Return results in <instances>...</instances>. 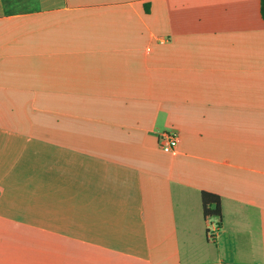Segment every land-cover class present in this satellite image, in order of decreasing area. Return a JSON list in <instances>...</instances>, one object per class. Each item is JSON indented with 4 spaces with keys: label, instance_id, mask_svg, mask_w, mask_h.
I'll return each instance as SVG.
<instances>
[{
    "label": "crops",
    "instance_id": "0c3cea01",
    "mask_svg": "<svg viewBox=\"0 0 264 264\" xmlns=\"http://www.w3.org/2000/svg\"><path fill=\"white\" fill-rule=\"evenodd\" d=\"M0 264H264L261 0H0Z\"/></svg>",
    "mask_w": 264,
    "mask_h": 264
},
{
    "label": "trees",
    "instance_id": "16d2710c",
    "mask_svg": "<svg viewBox=\"0 0 264 264\" xmlns=\"http://www.w3.org/2000/svg\"><path fill=\"white\" fill-rule=\"evenodd\" d=\"M261 11L264 18V0H261ZM202 204L205 217L221 218V198L219 195L202 191Z\"/></svg>",
    "mask_w": 264,
    "mask_h": 264
},
{
    "label": "built area",
    "instance_id": "2783aa9c",
    "mask_svg": "<svg viewBox=\"0 0 264 264\" xmlns=\"http://www.w3.org/2000/svg\"><path fill=\"white\" fill-rule=\"evenodd\" d=\"M161 147L165 152H174L179 143V134L173 131H164L160 135ZM213 230V229H211ZM213 233L209 230V236H212Z\"/></svg>",
    "mask_w": 264,
    "mask_h": 264
},
{
    "label": "rangeland",
    "instance_id": "374dc122",
    "mask_svg": "<svg viewBox=\"0 0 264 264\" xmlns=\"http://www.w3.org/2000/svg\"><path fill=\"white\" fill-rule=\"evenodd\" d=\"M210 232H212V230H210Z\"/></svg>",
    "mask_w": 264,
    "mask_h": 264
}]
</instances>
